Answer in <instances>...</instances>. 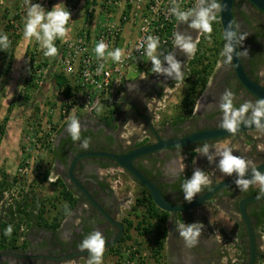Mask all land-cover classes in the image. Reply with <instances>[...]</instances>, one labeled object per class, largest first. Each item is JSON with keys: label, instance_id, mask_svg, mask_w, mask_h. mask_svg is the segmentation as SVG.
I'll return each mask as SVG.
<instances>
[{"label": "flooded vegetation", "instance_id": "af4514ba", "mask_svg": "<svg viewBox=\"0 0 264 264\" xmlns=\"http://www.w3.org/2000/svg\"><path fill=\"white\" fill-rule=\"evenodd\" d=\"M232 13L233 21L240 26L239 32L248 35L242 47L238 48V51L248 49L249 52L248 57L240 58L243 70L249 79L264 87V13L246 0H235ZM178 26L181 30L187 24L179 23ZM188 29L187 34L192 35L193 39L197 35L199 36L196 30ZM174 54L182 62V71L185 76L190 58L185 61L186 55L179 50H176ZM223 60L224 58L220 56L219 63L216 65L217 68H214L204 90L198 97L197 108L195 109V105L192 116L182 122L173 124L170 121L165 123L159 121L158 124L160 97L166 93L167 88H171V85L178 82L157 74H155L156 77L153 75V79H151L155 83L144 85L139 77H135L125 81L119 89V93H115L112 101L116 103V116H113L115 119L113 118L112 124L117 121V128L112 124V126L108 125L106 119L99 118L92 111L88 112L83 117L84 119H78L82 121L81 141L90 138L87 150L81 147V141L74 142L71 139L66 131L70 120L65 122L59 132L63 137L59 140V144H62L61 147L64 146V152L60 158L56 155L53 162L54 168L59 173L58 181L71 192L76 199L75 204L55 231L43 228L36 238L27 239L24 247L3 250V254H0V264H62L68 260H80L81 258L86 263L89 258L88 252L86 250L84 252L79 251L78 246L88 234L95 230H99L106 239L105 251H113L117 243L114 245H110V243L123 235L124 220L120 214L122 215V210L126 209L124 205H127L128 199L123 200L118 195V184H121L118 181V174H126L129 180L139 187L141 184H138L126 171L120 170L111 158L96 154L122 155L135 148L151 146L160 141L182 139L202 130L220 129L218 125L223 113L219 108V103L225 90L234 94L233 104L237 108L246 101L254 103L257 100L237 79L232 64H225ZM132 85L135 87L130 88ZM125 121L135 125V129L132 128L121 133L120 130ZM254 130L257 129L238 132L225 138L202 140L181 147H164L137 157L133 160V165L157 186L168 202L182 206L188 202L184 201L181 185L193 173L183 161L188 160L192 152L195 153L193 160L200 157L202 162L205 159V162H202L205 165L198 162V166L195 165V167H206L211 181L210 185L204 187L194 200L217 183L213 176L215 172L211 169L218 163L219 157L214 163L209 164L206 157L200 156L194 149L208 143L210 152H212L216 149L217 142L227 141L226 147L235 151L232 144L238 143L240 145L242 141L248 139L249 132ZM260 130L264 131V129ZM235 154L237 155V152ZM248 159L255 163L252 166L255 167L264 163V154L260 155L258 151H251L248 154ZM251 168L249 167L250 170ZM233 177L235 175L229 176L228 179ZM259 191V185H252L247 191H241L236 185H233L218 190L210 199L202 203H214V205L227 209L228 213H231L230 209H235L240 218L236 239L227 236L226 231L221 228H218V232L211 239H208V235L199 237V243L196 245L198 247L196 248L197 252L213 253L209 263L199 261L200 256L195 253H188L185 250L183 239L181 238L183 242L178 241L177 244L172 239L174 236L169 233L165 239L168 247L165 264H249L250 245L245 225L238 210V203L242 198L257 196ZM253 192L255 193L253 194ZM262 209H264V198L246 204V212L255 238V255L252 264H264V251L259 248L260 243L258 241V229L262 226H256L258 214L261 213ZM175 214L188 218L191 216V210L173 213V215ZM119 225L122 227L121 230ZM227 242L232 246V254L230 255L231 258L224 259L222 262L223 258L214 257V255L219 250L218 247ZM239 246L241 247V254L239 253Z\"/></svg>", "mask_w": 264, "mask_h": 264}, {"label": "built area", "instance_id": "2783aa9c", "mask_svg": "<svg viewBox=\"0 0 264 264\" xmlns=\"http://www.w3.org/2000/svg\"><path fill=\"white\" fill-rule=\"evenodd\" d=\"M82 1L70 0L67 9L73 12L82 6ZM174 4L187 11L197 5V0H97L96 4L91 2L84 10L80 28L74 37H67L66 41L57 39L60 49L58 64L75 91L68 98L59 94L62 103L55 105L57 116L54 109L49 111L51 119L47 121L46 129L38 126V119L33 122L35 126L32 124L29 127L23 142L24 154L15 170L18 181L4 191L1 202L11 204L28 195L32 186L41 185L45 170L40 155L52 147L59 127L70 117L95 111L99 105L105 106L111 102L109 96L116 93L133 74H145L146 69L151 71V62L145 55L148 36L159 37L158 54L172 52L174 33L180 23L170 11ZM125 5L131 8L128 16L123 17L125 22L122 27L120 15ZM119 32L122 40L116 42ZM100 41L107 45L106 51L123 49L122 62L97 58L94 48ZM141 44L144 47H140ZM160 58L163 60L162 55ZM32 62L34 65L37 63L36 59ZM101 63L104 69L98 72ZM118 254L121 256L118 264H147L150 261L149 251L135 246L124 247Z\"/></svg>", "mask_w": 264, "mask_h": 264}, {"label": "clouds", "instance_id": "9594fccd", "mask_svg": "<svg viewBox=\"0 0 264 264\" xmlns=\"http://www.w3.org/2000/svg\"><path fill=\"white\" fill-rule=\"evenodd\" d=\"M28 5V11L24 24L23 35L26 41L35 38L39 42L45 57H56L59 53L55 41L59 38L66 41L70 29L67 27L71 20V12L63 3H58L48 11L41 4L32 3V0H24ZM227 3L221 4L218 0H197V5L187 11L181 10L179 5H175L170 9L172 15L180 23L187 24L190 29L196 30L197 33L208 34L209 37L213 31V22L217 19V13L227 11ZM239 24L235 21H230L224 31V44L221 56L224 57L225 64H231L233 56L237 58H246L249 55L248 49L237 51L242 47L244 40L248 36L246 33L239 32ZM178 29V28H177ZM199 39H193L192 35L182 32L174 33L173 44L181 53L191 58L197 51ZM159 37L148 36L146 40L145 55L151 62V72L158 75H164L166 78H171L175 82H181L184 79L182 71L183 64L179 61L174 52L167 54L157 53L159 48ZM10 47V41L6 34H0V50H7ZM140 47H144L141 44ZM107 45L100 41L95 45L94 52L97 58L107 61L111 59L113 62L120 63L124 56L123 49L116 48L112 51H106ZM163 56V60L160 58ZM165 62L167 66H165ZM104 64L101 63L97 71H103ZM143 78H146L143 77ZM234 94L225 90L220 98L219 108L223 113L222 119L218 127L226 130L229 134L235 135L241 125L247 127L255 126L257 129H264V98L257 99L254 103L246 101L238 108L233 104ZM81 122L70 117V122L66 128L71 139L81 141ZM90 138H85L81 141V147L88 149ZM177 147H181L177 145ZM200 156L207 158L209 164L219 161L216 167L219 171L227 176L235 175L234 183L241 191H247L252 185H259L260 191L258 198L264 196V172L252 167L249 169L250 161L241 156L234 155L228 147L210 152L208 143L198 146L194 149ZM251 171V177L245 178ZM209 176L204 170L197 167L193 170L192 176L186 178L181 185L184 201L191 203L194 198L201 193L202 189L210 185ZM204 225L199 222L185 224L177 223L176 231L183 239L185 247L193 248L199 243V237L202 234ZM13 228L11 225L4 231L5 236H11ZM118 243V242H117ZM79 251L88 252L87 264H103V257L106 248V239L99 230H95L88 234L79 244Z\"/></svg>", "mask_w": 264, "mask_h": 264}, {"label": "rangeland", "instance_id": "374dc122", "mask_svg": "<svg viewBox=\"0 0 264 264\" xmlns=\"http://www.w3.org/2000/svg\"><path fill=\"white\" fill-rule=\"evenodd\" d=\"M69 1L70 0H32V3H39L42 5V7L45 10L50 11L53 8V6L58 4V3H63L65 5V7L67 8L68 7L67 4L69 3ZM82 9H83L82 6H78L77 8H75L73 10V12H71V20L68 24L69 25L68 27L70 29L68 37H70V38L74 37L78 32L77 31L74 34L75 31L72 29V25L74 26L76 24L74 22V20L76 21V16L82 11ZM27 10H28V5L25 4L24 0H0V30H2V28H3V23H4L3 17H4V15L11 20H13L12 17L13 18L18 17L19 19H22V20L24 18L23 21H25L26 20L25 16L27 14ZM14 20H15V18H14ZM188 28L189 27L186 26V27H184V29H181L179 32L187 34V30H189ZM178 29H180L179 26H178ZM216 29L218 30V27H216ZM220 33L222 34L221 30H220ZM201 34L202 33H199V36L197 35L194 38V40L197 38L200 39ZM16 40H18V41H16L12 67H11L10 72L7 75L2 74L1 69L3 67V63L0 64V122L2 121L3 117L6 115V112L8 111L7 110L8 107L10 108V110H9L10 113L8 114L9 119H13L14 121L17 120L19 123H20V120H22V121L27 120L25 123L24 129L21 131V136H22L21 142L23 143L25 141L27 134H28L29 127L34 125L33 122L35 121V119L39 120L38 126H42L46 129V127H47L46 123H47V121L48 122L50 121L49 119H51V117L49 115V111L51 109H54V111H55L56 107H57L55 105L62 103V99L59 98V94H58V91H56L57 89L54 85V82L50 78L51 73H60L62 71H61L60 65L58 64V59L60 57L59 54L56 56V58H52V57L43 58V55H42L43 50L41 49L39 42L37 43L35 38H32L30 41L25 42L23 33L20 35V38L16 39ZM176 50H179V49L173 47L172 52L175 53ZM29 52H32L33 55H36V58H34L37 61L36 65H39V64L41 65L40 68L33 69L34 70L33 74L29 73V70L27 69L28 64H29L28 61L32 62L34 60L33 59L31 61L28 58L29 57L28 55H30ZM188 59L189 58L186 56L185 61ZM42 61L48 63L47 66H44ZM223 62H224V60H223ZM217 63H219V59H218ZM217 63H216V65H218ZM32 65H33V62H32ZM216 65H215V68H217ZM48 69H50L49 73H48ZM186 73H187V71H186ZM30 74H32L33 76ZM133 75L129 79H134L135 77L136 78L139 77L140 81L143 82L144 85H147V84L150 85L152 83H155L154 81H151V79H153L152 76L155 74H151V75H149V74L148 75L147 74H141V75L140 74H138V75L133 74ZM157 75H155L154 77H156ZM29 76L33 77L31 85L34 84L37 86V85H40L42 83H45L47 86V89H48L47 95L44 97L43 100H39L37 102H34V100L32 98L31 99L32 103H30V104H28V102H25V99H24L26 97V95H30V97H31V95H33L35 93L34 89H32V88L29 89L31 87L29 85L30 83L28 82ZM145 76H146V78H143ZM132 87H135V86L134 85L130 86V88H132ZM170 87L171 88H169V89L167 88L166 93L160 97V103H159L160 104V112H159L158 124H159V121H160V123H163L164 121L165 122L170 121V118L175 116L177 114V111H178V103L181 99V95H182L183 90H184V82L181 81V82L175 83L174 85H171ZM39 88H40V86H39ZM55 91H56V93H55ZM34 97H35V95H34ZM54 100H55V102H53ZM50 101L52 102V105L54 104L53 106L50 105V103H51ZM197 103H198V98L195 101V105H197ZM98 107H99L98 108L99 110L100 109L102 110L103 108L108 109L109 105L108 104H105V106L99 105ZM113 107H116V105H113ZM194 111H195V109H194ZM54 114H56V116H57V112ZM47 115H49V116H47ZM248 135H249L248 139L242 141L240 145L238 143L232 144V148H233V150H235L232 152L234 155H236L235 153L237 152V156L239 154V156L250 161L249 167L251 168L253 165H255V163H253L251 159H248V154L251 151H255V152L258 151V153L260 155L264 154V131L257 129V130H254L252 132H249ZM12 141H13V139L10 138V139H8V141L5 142V144H7L9 146V143H10V146L14 147L15 145L12 143ZM227 143H228L227 141H223L222 143H218L215 146L216 150L226 147ZM22 153H23V151L21 150V155H22ZM193 159L190 162L188 160L183 161V163L188 166L190 171H193L198 166L199 163L205 162V159H203L204 161L202 160V162H201L200 157H197V159H195V160H193ZM202 164L205 165V163H202ZM195 165H197V166L195 167ZM200 168L202 170H204L207 175L209 174L206 167L200 166ZM211 170L215 172L213 174V176H214L215 180H217L216 182H219V181L224 180V179L229 177V176L221 173L219 171V169H217L216 165L213 166ZM118 176H119L118 181L121 182V184H118V186H119V188L117 189L118 195L123 200L128 198L126 201L127 205H124L126 209L122 210L123 214L122 215L120 214V217H122L124 221L125 220L132 221L133 224H135L139 220V218H137L135 216V213L132 212V208H133V205L135 204V199L141 196L142 189L138 185L133 184L129 180V178L126 176V174L119 173ZM1 177H2V175L0 173V179H1ZM9 178H10V176H9ZM3 193H2V196L4 197ZM19 199L20 198L12 201L10 205L14 206V204ZM229 202L231 203L230 199H229ZM0 203L2 205H7L5 201L0 202ZM43 204L48 205L49 203H46L44 201ZM48 209L50 210V216H52L54 214V210L51 209L50 207ZM137 209H138L139 213L143 212V210H144L143 208H137ZM226 210L227 209L222 208L221 206H217L216 204L214 205V203H205V204H202L198 207L191 209V216H189L188 218H185V216H182V218H183L182 223H185V224H191V223H195V222L202 223L204 225V227L202 229L201 235L202 236L208 235V239H211V238H213L214 234H216L218 232L219 224L216 221H218V219H220L221 216H225V217L231 216V218L233 217L238 222H240V218H239L238 213L236 212L235 209H233V210L230 209L231 213H228ZM45 219H48V218L45 217ZM17 222H18V220L16 221V223ZM16 223L14 221V222H10L8 224V225L12 226L13 231H14V229L15 230L17 229V227H15V225H14ZM25 224L26 223H24V226H25ZM8 225L6 226V228L8 227ZM26 226H27V224H26ZM19 227H20V229L18 228V230L20 233L21 231H23V228L21 226H19ZM29 228H30V226H29ZM235 230H236V228H235ZM263 230H264L263 228H260V232L258 231V236H259L258 241L260 243L259 248L262 251H264V245H263V243H264V232H263ZM129 235H130L131 239L128 240V242H125L124 244H122L120 246H116L113 251L112 250L106 251V253H105L106 255L103 257V264H118V261L121 258V256H119L120 254H118V253H119V251H122L124 247L135 246L137 248L140 247L141 249L145 248L146 245H145L144 239L140 238L133 228L130 229ZM172 235L174 236V238H172V239L175 240V243L178 244V241L183 242L181 240V237L179 236L178 232L176 231V229H174V233ZM227 235H228V232H227ZM136 241H138L140 243V246L136 243ZM227 243H229V242H227ZM227 243H223V245H225ZM223 245H221L219 247L217 246V247L219 248L220 251L224 252V255L225 254L231 255L232 254L231 249H229L227 251V250H225ZM230 246L231 245L229 243L228 246L226 247V249H228ZM196 248H198V247H196V246H195V248L194 247L193 248L185 247V250L188 253H195L197 255H199V254L204 255V251L198 253ZM167 252H168V250L164 253V258L166 257L165 255ZM83 262L84 261L81 258L80 260H77V259L68 260L62 264H87V261H86V263L85 262L83 263ZM147 264H151V262L147 261Z\"/></svg>", "mask_w": 264, "mask_h": 264}, {"label": "trees", "instance_id": "16d2710c", "mask_svg": "<svg viewBox=\"0 0 264 264\" xmlns=\"http://www.w3.org/2000/svg\"><path fill=\"white\" fill-rule=\"evenodd\" d=\"M96 1L97 0H83L81 2L83 13H84V10L86 11L87 7L89 6V3L92 2L93 4H96ZM106 8L107 7L102 6V9H106ZM130 8H131L130 5H125L124 9L122 8L121 10L120 20L122 21L121 22L122 27L125 22L123 20V17L128 16L129 14L128 12ZM106 10L109 11L108 9ZM142 15L144 16L146 15V13H142ZM14 18L12 17L13 20H11L4 15L3 28L2 30H0V34H6L10 41V47L7 50H0V64L3 63L1 72L4 75H7L11 70L12 62L14 59L16 41H18L16 39L20 38V35L23 33V30H24V24H25V21H23L24 18L23 20L19 19L18 17H14ZM25 19H26V16H25ZM216 27H218V30L216 29ZM220 30H221V26H220L219 17L217 14V19L213 22V31L210 37L208 34H201L199 43L197 45V51L195 55L191 57L188 62V71L183 79L184 90L181 95V99L178 103L177 114L173 116L172 118H170L171 123L174 124L176 122H182L192 116L193 109L195 106V101L198 98V96L202 93V91L204 90L206 83L208 81V78L212 74L216 63L221 56V52L225 44L224 36L223 34L220 33ZM120 34L121 32L118 33L116 42L122 40L119 37ZM58 41L59 40H56L55 44L57 48L59 49ZM29 54L30 55H28L29 56L28 58L32 61L36 55H33L32 52H29ZM58 54L60 55V49H59ZM42 55H43V58H48V57H45L43 53ZM28 62L29 64H28L27 69L29 70V73L33 74V71H34L33 69H37L41 67L40 64L32 65V62L30 61ZM42 62L44 66H47L48 63L44 61ZM49 70L50 69H48V73H49ZM145 74L151 75L154 73H152L149 69H146ZM32 76L28 77V82L30 83L29 85L31 86L29 89L32 88L36 91L37 89H39V85L37 86L34 84L31 85V82L33 79ZM50 78L54 82V85L57 89L56 91H58V94L64 96V98H68L73 95L75 88H72L68 84L69 80L67 77H65V75L62 72L51 73ZM32 98H35V97L33 95H31V97L30 95H26L24 99H25V102H28V104H30L32 103L31 102ZM50 105H52V102L50 103ZM7 110H8V113H10L9 107ZM8 120H9L8 115H5L2 121L0 122V144H1L2 136L4 135L5 125ZM194 154H195L194 152L190 154L188 158L189 162L192 161ZM47 174H48V170L46 169L45 173L43 174V180H46ZM17 181L18 180L15 174L12 177V180L10 183L8 179L6 178V176L2 175L0 179V200L2 198L3 191L8 189L10 186H12ZM53 186L61 188L59 192L60 198L53 197L51 200L49 199L48 202H46L50 204L48 205L51 209L54 210V214L52 216L48 215L47 211H49V209L47 208V205L41 202L40 203L38 202V204L36 203L35 208L37 210L36 224L40 226L41 228L55 231L59 227L63 218H65L69 214L71 209L73 208L76 199L72 196L71 192H69L67 189H65L62 186V183L56 181L53 184ZM140 187L142 189V194L140 197L135 199V204L133 205V208H132V212L135 213V216L139 218V220L135 224H133L132 221H128V220L124 221L123 235L118 241L116 246H120L124 244L125 242H128V240L131 239L129 235V231L130 229L133 228L136 231L137 235L140 238L144 239L146 246L145 248H142V249H147L149 251L148 256L152 264H165L164 246H165V239L167 235V229L165 227V224H166L168 213L157 208L155 204L153 203L148 193V190L142 185H140ZM254 193L255 192H253V194ZM26 197L27 195L23 196L24 199ZM137 208H143L144 210L143 212L139 213ZM260 212L261 213L258 214L259 218L256 221V226L257 227L262 226V228L264 229V209H262ZM9 213H10L11 218L16 215L19 217L18 222L14 224L15 227H17V229L16 230L14 229L10 237L5 236L4 231L6 229V226L9 223H7V221H2L3 224H1L0 226V248L17 249L19 247H24L25 243L23 240L20 241L21 235L19 233L18 228L20 229L19 226H21V223H23V219H27L29 217V214L25 212V209L23 208L21 203H19V201H17L14 204L13 209L9 206ZM45 217L48 219H45ZM136 243L140 246V243L138 241H136ZM139 250H141L140 247H139ZM105 253H104V256L106 255Z\"/></svg>", "mask_w": 264, "mask_h": 264}, {"label": "crops", "instance_id": "0c3cea01", "mask_svg": "<svg viewBox=\"0 0 264 264\" xmlns=\"http://www.w3.org/2000/svg\"><path fill=\"white\" fill-rule=\"evenodd\" d=\"M82 18H83V11H81L76 16V21L74 20V22L76 24L73 22L75 24L74 26L72 25V29L75 31L74 34L79 30ZM177 31H180V29H177ZM25 42H26V40H25ZM39 86H40V88L37 89L35 91V93L33 94V96L35 95V99L33 98L34 102H37L39 100H43L44 97L47 95L48 89H47L46 84L42 83ZM116 93H119V90ZM113 96H115V93L113 95L109 96L111 99V102H108V105H109L108 109L103 108L102 110L96 109L95 111H92V113L94 115L98 116L99 118L103 117L104 119H106V121L108 120L107 121L108 125L112 124V120L114 118L113 116H116V114H115L116 107H113V105H115L116 103L112 101ZM7 112H6V115L9 114V113L7 114ZM86 115H87V113H80L75 118L84 119L83 117ZM26 121L27 120H23V121L20 120V123H19L17 120L14 121L13 119H9L5 125L4 135L2 136V139H1V144H0V173H1V175L6 176L9 183L11 182V180H12L11 177L14 176L16 167H17L18 163L20 162V160L23 156V153L21 155V150L23 151V147H24L23 143L21 142V138H22L21 131L24 129ZM80 122H82V121H80ZM117 123L118 122L115 121L112 125H114L117 128ZM62 126H63V124L59 127V129L56 133V138H55V141H54L52 147L47 152L42 153L40 155L41 162L43 165V170H46V169L48 170L46 180H43V178H42V180L40 181L41 182L40 186H37V185L32 186L29 189L27 197L25 199L23 197H20V199L18 200L19 203H21V205L25 209V212L29 214V217L27 219H23V223H21L22 224L21 227L23 228V231L20 232V235H21L20 241L23 240L24 243L27 241V239L33 240L34 238H36V236H38V234H40L42 229H43L40 226H37V224H36V222H37V217H36L37 210L35 208L36 203L37 204H38V202L43 203L44 201L48 202V200L49 199L51 200L53 197H59L60 198L59 192H60L61 188L53 186V184L56 181H58V177H59V173H57V171H56L57 169L54 168V162L53 161H54V158L56 155H58V157L60 158V157H62L63 152H64V146L61 147L62 144L61 145L59 144V140L63 139V137H61V135L59 134V132L62 130L61 129ZM122 126L123 127L120 130V131H122L121 133H123L125 130H131L132 128L135 129V127H136L135 125H132L128 121H125ZM87 127H88V123H87ZM10 138L13 139L12 143L15 145L14 147H11L10 143H9V146L7 144H5V142L8 141V139H10ZM217 144H218V142L216 143V145ZM214 151H216V149ZM214 151H212V152H214ZM206 160H207V158H206ZM64 166H65V164H64ZM9 176H10V178H9ZM9 206L12 209L14 208V206H12L10 204L2 205L0 203V226H1V224H3L2 221H7V223L15 221V223H16V221L19 220V217L17 215L13 216L12 218L10 217ZM47 208H49V205H47ZM47 214L50 215V210L47 211ZM182 222H183V218L179 214L169 215L168 219L166 220V224H165V227L167 229V234L169 235V233H171V235H172L174 233V229H176V224L182 223ZM216 222L219 224V228L226 231L225 232L226 235L228 232L227 236L235 237L233 239H236V233L239 232V229L237 228V225L239 222L236 219H234L233 217L231 218V216H226V217L221 216L220 219H218V221H216ZM24 223H26L27 226H26V224L24 226ZM29 226H30V228H29ZM235 228H237V229L235 230ZM258 231L260 232V229H258ZM263 232H264V230H263ZM228 244L229 243L223 245L225 250H227V251L232 248V246H230L228 249H226ZM240 249H241V247L239 248V253L241 254L242 251ZM3 250H6V248H0V254H3ZM167 250H168V247L165 243L164 253ZM210 254H208L207 252L204 251V255L199 254L200 257L198 258V260L202 261L203 263H205V262L209 263L212 260L211 258H212L213 253H210ZM215 256L218 258H220V257L223 258L222 262H224L223 261L224 259H228L230 257V255H228V254L224 255V252L220 251V250H218L216 252V255H214V257Z\"/></svg>", "mask_w": 264, "mask_h": 264}, {"label": "water", "instance_id": "95a60500", "mask_svg": "<svg viewBox=\"0 0 264 264\" xmlns=\"http://www.w3.org/2000/svg\"><path fill=\"white\" fill-rule=\"evenodd\" d=\"M234 1L235 0H220L219 1L221 4L227 3L228 5L227 11L218 13L223 36H224V31H225L226 26L228 25L230 21H233L232 8H233ZM246 1H248L251 5H253L255 8H257L258 10L264 13V0H246ZM236 50L238 51V49ZM231 64L235 72V76L240 81V83L243 85V87L246 90H248L251 94H253L257 99L264 98V87L261 86L259 83L247 77V75L245 74L243 70L240 59L234 55L233 61ZM196 108H197V105L195 109ZM262 123H264V121H262ZM253 129H257V128L254 125L251 127H247L242 124L238 132L249 131ZM229 135H232V134H229L226 130H223V129H208V130L198 131L182 139L165 140V141H160L159 143L153 144L151 146L138 147L130 151L129 153L122 154V155H114V154H106V153H98L96 155H102L104 157L111 158L119 166L120 170L126 171L134 180H136L138 183H140L142 186H144L148 190V193L157 208H159L160 210L168 214H173V213H179L182 211L191 210L197 207L198 205L206 202L218 190L225 188V187L235 185L234 180L236 177L229 178V179L227 178L220 182H217L206 193L202 194L201 196L193 200L191 203H187L182 206H176L168 202L166 198L164 197V195L161 193V191L157 188V186L153 182H151L149 179H147L142 173H140L134 167L133 160L136 159L137 157L151 153L155 150H158L164 147H177V145L186 146V145L193 144L195 142H199L202 140L225 138ZM255 168H257V170L261 172H264V163L255 166ZM250 177H251V171L249 170V173L246 175L245 178H250ZM82 191L86 193L85 190L82 189ZM263 198L264 196H261L260 198H258V195L253 196V197H245V198H242L238 203V210H239L241 219L245 225L248 240H249V245H250L251 257H250L249 264L253 263V259L255 255V238H254V233H253L250 220L246 212V204L249 202L259 201ZM119 228L120 230L122 229L120 225H119ZM119 238L120 237H117L113 242L110 243V245H114L115 243H117L119 241Z\"/></svg>", "mask_w": 264, "mask_h": 264}, {"label": "bare ground", "instance_id": "6f19581e", "mask_svg": "<svg viewBox=\"0 0 264 264\" xmlns=\"http://www.w3.org/2000/svg\"><path fill=\"white\" fill-rule=\"evenodd\" d=\"M77 117V116H76Z\"/></svg>", "mask_w": 264, "mask_h": 264}]
</instances>
